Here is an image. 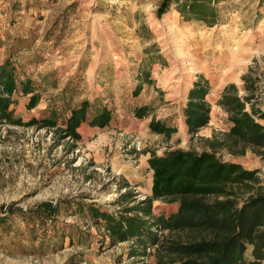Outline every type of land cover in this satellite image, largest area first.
<instances>
[{
    "label": "rangeland",
    "instance_id": "1",
    "mask_svg": "<svg viewBox=\"0 0 264 264\" xmlns=\"http://www.w3.org/2000/svg\"><path fill=\"white\" fill-rule=\"evenodd\" d=\"M161 1L0 0V65L9 60L17 81L30 79L38 95L28 108L31 93L14 92L10 109L24 125L0 123V264H154V248L131 255V240L112 243L86 204L113 211L123 192L131 190L134 200L149 195L145 149L210 150L206 139L221 138L230 127L217 104L226 85L264 108V0H221L212 26L185 20L175 5L158 16ZM201 77L210 87V120L191 134L182 110ZM82 100L90 115L110 110V124H82L77 141L55 127L27 124L49 118L64 127ZM141 105L150 110L137 118ZM151 118L177 131L154 133ZM215 151L257 169L264 184V157L250 149ZM41 202L59 208L53 218L34 216ZM174 209L153 202L155 214Z\"/></svg>",
    "mask_w": 264,
    "mask_h": 264
},
{
    "label": "trees",
    "instance_id": "2",
    "mask_svg": "<svg viewBox=\"0 0 264 264\" xmlns=\"http://www.w3.org/2000/svg\"><path fill=\"white\" fill-rule=\"evenodd\" d=\"M221 0H162L157 9L160 16L175 5L185 20H198L208 26L217 22V5ZM148 83H151L147 77ZM247 82V79L244 78ZM210 87L203 77L192 82L183 106V122L188 133H196L210 120L211 106L207 100ZM245 90L253 92V84ZM31 93L27 103L33 108L38 95L30 79L17 81L9 60L0 65V123L24 125L14 118L10 105L13 94ZM252 94L240 96L235 84L226 85L217 104L227 113L230 127L221 138L206 139L210 150L169 149L160 154L149 153L148 167L152 170L150 194L140 200L132 191L120 194L119 209L102 210L86 204L89 216L102 221L112 243L131 240V255H145L154 248V264H264V184L257 169L224 160L215 151L226 149L232 155H242L247 149L264 157V108H255ZM89 101L70 110L64 127L49 118L31 119L40 128L55 127L60 136L79 140L80 125L104 128L110 124V110L102 108L89 114ZM148 105L135 108L134 116L144 118ZM152 132L166 137L177 131L175 126L151 118ZM161 200L175 204L168 214H155L153 202ZM131 201H135L131 203ZM58 207L48 202L38 204L32 213L39 218H53ZM76 209H83L78 203Z\"/></svg>",
    "mask_w": 264,
    "mask_h": 264
},
{
    "label": "bare ground",
    "instance_id": "3",
    "mask_svg": "<svg viewBox=\"0 0 264 264\" xmlns=\"http://www.w3.org/2000/svg\"><path fill=\"white\" fill-rule=\"evenodd\" d=\"M229 59H230V58H229ZM229 59H228V60H229ZM234 65H235V64H234ZM229 67H230V66H229Z\"/></svg>",
    "mask_w": 264,
    "mask_h": 264
},
{
    "label": "crops",
    "instance_id": "4",
    "mask_svg": "<svg viewBox=\"0 0 264 264\" xmlns=\"http://www.w3.org/2000/svg\"><path fill=\"white\" fill-rule=\"evenodd\" d=\"M81 126V125H80ZM100 129H102V128H100Z\"/></svg>",
    "mask_w": 264,
    "mask_h": 264
}]
</instances>
